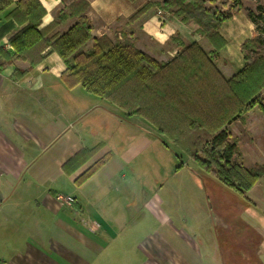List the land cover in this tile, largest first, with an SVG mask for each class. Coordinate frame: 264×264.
Masks as SVG:
<instances>
[{"label":"crops","instance_id":"crops-1","mask_svg":"<svg viewBox=\"0 0 264 264\" xmlns=\"http://www.w3.org/2000/svg\"><path fill=\"white\" fill-rule=\"evenodd\" d=\"M18 1L0 14V50L12 58L16 51L9 39L20 26L10 13ZM39 1L46 14L38 29L57 22L49 38L66 33L78 22V17L59 19L78 0ZM85 1L93 39L107 36L122 41L132 36L138 49L163 63L195 42L208 53L213 50L195 22L185 23L160 7L131 20L148 3L163 0ZM234 22L243 25L245 34L249 32L238 43L236 58L226 51L243 36L241 26L235 25L231 35L222 32ZM219 33L226 44L216 64L228 79L247 64L241 46L254 36L255 25L241 12L223 23ZM92 45L93 40L84 49ZM6 60L0 56V264H264V218L250 206L264 212L260 180L246 194L249 202L241 197L247 202L242 216L231 218L244 227L236 233L232 225L197 228L201 213L190 218L182 215L184 225L177 224L175 217L180 215L171 216L164 208L171 199L161 194L163 188L154 189L155 178L166 179L155 168L170 163L168 144L159 140L160 136L171 140L168 136L147 119L128 116L81 85L69 88L62 79L67 65L55 52H48L32 69L25 61ZM257 124L264 125V103L226 127L246 168L254 166L244 163L239 142L246 136L264 135ZM155 143L161 146L156 154ZM81 153H86L82 161L71 163ZM102 161L91 176L83 178ZM181 163L173 168L172 177L179 176L181 187L194 190L196 171ZM60 196L72 197L73 202L66 203ZM215 213L220 221V208ZM154 223L181 243V255L165 249L168 243L159 238L144 253L147 258H135L134 235ZM143 243H137L141 250Z\"/></svg>","mask_w":264,"mask_h":264},{"label":"trees","instance_id":"trees-1","mask_svg":"<svg viewBox=\"0 0 264 264\" xmlns=\"http://www.w3.org/2000/svg\"><path fill=\"white\" fill-rule=\"evenodd\" d=\"M12 4L13 0H0V14ZM156 6L185 23L195 22L213 50L208 53L195 42L163 63L138 49L132 36L122 41L107 36L93 39L85 0L74 2L67 13L59 16L61 20L78 17V22L66 33L51 38L48 36L57 22L38 29L46 14L43 4L39 0H19L10 16L20 29L10 37L9 44L16 51L14 58L29 63L28 69L42 62L48 52L57 53L67 65L62 79L69 88L81 85L128 116L147 119L204 172L248 201L246 194L264 175V165L243 166L238 143L230 138L226 127L254 107L263 108L264 3L250 9L244 0H163L156 5L148 3L131 20ZM241 12H246L255 25V33L241 46L247 64L227 79L216 64L226 44L219 30ZM91 40L92 47L85 50ZM0 56L6 62L14 60L4 49ZM85 154H79L71 163L82 161Z\"/></svg>","mask_w":264,"mask_h":264},{"label":"rangeland","instance_id":"rangeland-1","mask_svg":"<svg viewBox=\"0 0 264 264\" xmlns=\"http://www.w3.org/2000/svg\"><path fill=\"white\" fill-rule=\"evenodd\" d=\"M244 2L247 8L255 9L257 3H264V0H258L256 2L244 0ZM262 97L264 101V92ZM137 118L140 119L139 117ZM257 126L260 133L264 134V125L257 124ZM159 140L168 144V147L165 149L168 151L166 154L168 156L170 155V163H168V165L166 163L160 166L157 165V168H155L156 170L162 172V175L164 177L166 176V179L159 180L155 178L154 189L159 190L163 188L161 194L165 195V199H171L169 200L171 203L165 205L164 208L171 216L180 215V218L177 217L176 219L175 217V222L177 224L184 225V219L181 218L182 215L190 218L192 214L201 213L202 218L201 221L196 223L197 228L199 227L201 229L211 230L212 228H215L216 224L219 228L232 225L235 233L244 228L241 223H238L236 220L232 221L231 218L242 216L243 207H246L247 202H245L237 193L220 184V182H218L211 174L202 172L197 163L194 162L189 155L183 153L180 148L167 137L160 136ZM239 144L241 152L244 153L245 164L253 166L264 165V135L259 134V136H246L245 141H240ZM160 147L161 146L158 143H155V154L157 152L156 148ZM176 153L182 156L181 158L184 164H190V169L196 171L194 190L181 187L182 184L180 182V178H178L179 176L177 178L172 177L173 168L175 167V171L177 166L182 162L181 158H177L174 155ZM185 169L188 171L189 167L185 165ZM259 183L260 186L258 190L264 191V175L261 177ZM250 197L253 198L252 193L250 194ZM254 201L257 202L256 200ZM218 204H220V206ZM250 206H252V209H254L259 216L264 218V212H262L258 207L251 205V203ZM219 208V215L220 217L222 216L220 221L217 220V217H215V210ZM262 210H264V205H262ZM250 215L252 216V214ZM249 222L252 221L249 219ZM159 238L168 243L169 246L164 248L168 249L171 253L181 255L180 252H184V248L181 243L176 242V239L172 237L164 227L154 223L152 228L149 227L146 231L138 232L134 235L135 243L132 245V252L135 258L137 260L145 259L146 255L144 253L147 254L146 250L149 249L155 239L158 240ZM202 239L206 240L208 237L202 235ZM141 241L144 242L142 247L143 250H141L140 247H137V243ZM236 244L237 243L235 241L234 245ZM122 256H125V253H123Z\"/></svg>","mask_w":264,"mask_h":264},{"label":"bare ground","instance_id":"bare-ground-1","mask_svg":"<svg viewBox=\"0 0 264 264\" xmlns=\"http://www.w3.org/2000/svg\"><path fill=\"white\" fill-rule=\"evenodd\" d=\"M235 25H238V26H241L240 27V34L243 35L242 37H240L239 39H235L233 41V43L230 44V46L228 47L227 51H226V54L232 58H236V57H239V54H238V43L240 42V40L242 38H245L249 35V32L246 31V34H245V30H244V27L243 25L240 23V22H234L232 24H229V25H226L222 32L225 34H228V35H231V33L233 32V28Z\"/></svg>","mask_w":264,"mask_h":264},{"label":"built area","instance_id":"built-area-1","mask_svg":"<svg viewBox=\"0 0 264 264\" xmlns=\"http://www.w3.org/2000/svg\"><path fill=\"white\" fill-rule=\"evenodd\" d=\"M59 199H61L62 201L66 202V203L73 202V198L72 197H62V196H60Z\"/></svg>","mask_w":264,"mask_h":264},{"label":"water","instance_id":"water-1","mask_svg":"<svg viewBox=\"0 0 264 264\" xmlns=\"http://www.w3.org/2000/svg\"><path fill=\"white\" fill-rule=\"evenodd\" d=\"M11 52H13V50H12V49L9 51V53H11Z\"/></svg>","mask_w":264,"mask_h":264}]
</instances>
